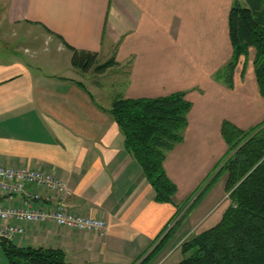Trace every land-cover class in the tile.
<instances>
[{
    "label": "crops",
    "instance_id": "crops-1",
    "mask_svg": "<svg viewBox=\"0 0 264 264\" xmlns=\"http://www.w3.org/2000/svg\"><path fill=\"white\" fill-rule=\"evenodd\" d=\"M231 2L0 0V165L50 170L70 191L66 211L104 223L101 236L24 224L12 245L58 249L67 264H136L168 229L177 232V207L226 152L221 124L244 130L264 119L253 48L238 57L231 87L218 76L231 56ZM68 47L116 65L81 73ZM178 92L190 104L186 126L162 164L176 191L172 202L158 203L107 109L117 97ZM21 199L0 195V207Z\"/></svg>",
    "mask_w": 264,
    "mask_h": 264
},
{
    "label": "trees",
    "instance_id": "trees-1",
    "mask_svg": "<svg viewBox=\"0 0 264 264\" xmlns=\"http://www.w3.org/2000/svg\"><path fill=\"white\" fill-rule=\"evenodd\" d=\"M243 2L240 7L232 0L228 10L231 56L218 76L231 87L238 57H245L247 49L253 48L254 80L258 95L264 99V0ZM69 49L70 66L81 73L102 74L116 65L111 58L98 64L95 53ZM189 107L184 94L178 92L152 99L117 97L107 109L123 137L124 150L139 166L158 203L172 202L176 191L162 164L182 139ZM220 132L227 149L213 170L218 167L216 173L225 174L228 205L213 226L191 233L178 243L174 249L179 250L181 258L172 264H264V123L242 131L223 122ZM183 205L177 207L178 213ZM172 229L139 264L160 250ZM0 250L6 264H67L58 249L18 248L0 239Z\"/></svg>",
    "mask_w": 264,
    "mask_h": 264
},
{
    "label": "built area",
    "instance_id": "built-area-1",
    "mask_svg": "<svg viewBox=\"0 0 264 264\" xmlns=\"http://www.w3.org/2000/svg\"><path fill=\"white\" fill-rule=\"evenodd\" d=\"M28 186L45 191L46 196L27 191ZM0 195H22L18 206L0 207V239L10 241L20 235L24 224H49L67 231L103 234L104 223L100 219L72 214L64 209L70 191L65 181L48 169L0 165Z\"/></svg>",
    "mask_w": 264,
    "mask_h": 264
},
{
    "label": "rangeland",
    "instance_id": "rangeland-1",
    "mask_svg": "<svg viewBox=\"0 0 264 264\" xmlns=\"http://www.w3.org/2000/svg\"><path fill=\"white\" fill-rule=\"evenodd\" d=\"M233 1H236L240 7L244 6L243 0ZM3 35L4 29L0 18V40ZM223 67H225V65ZM262 122L264 123V119L254 121L244 130L256 127ZM230 139L231 137H229V140ZM222 158L219 159L214 167L222 162ZM217 170L218 167L214 170L212 169L204 177L203 181L200 182L181 203L184 204V207L180 210V215L177 217L179 219L183 216L181 226L177 229V232L174 231V233H170L160 250L155 255H151V257L147 259L144 264H172L176 260H179L181 258L179 250L177 248H171L173 243H175L176 238L179 237L181 233L187 232V230L190 231V234L194 232L198 233L201 230L213 226L219 220L221 214L228 205V200L227 194L225 193V174L222 172L216 173ZM154 246L151 247L150 251L140 257L136 261V264H139L142 260H144V258L153 250ZM152 256L154 257L153 259Z\"/></svg>",
    "mask_w": 264,
    "mask_h": 264
}]
</instances>
